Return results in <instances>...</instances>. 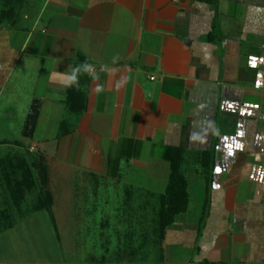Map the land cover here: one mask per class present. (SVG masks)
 <instances>
[{
  "label": "crops",
  "instance_id": "obj_1",
  "mask_svg": "<svg viewBox=\"0 0 264 264\" xmlns=\"http://www.w3.org/2000/svg\"><path fill=\"white\" fill-rule=\"evenodd\" d=\"M82 63L98 79L64 87ZM169 156L186 208L147 252ZM109 191L116 261L264 264V0H0V237L59 240L57 213L104 214Z\"/></svg>",
  "mask_w": 264,
  "mask_h": 264
},
{
  "label": "rangeland",
  "instance_id": "obj_2",
  "mask_svg": "<svg viewBox=\"0 0 264 264\" xmlns=\"http://www.w3.org/2000/svg\"><path fill=\"white\" fill-rule=\"evenodd\" d=\"M107 206L103 208V213L99 208L96 212L90 214H81L80 216L75 215L73 218V209L65 212V209L56 214L57 219L59 240L56 239V231L48 225L44 228V223L41 225V230L36 231H12L7 232L0 237V258L5 257H40L50 255L53 258H63L64 264H128L125 261H116L115 255L118 251L122 250L123 241V229L126 228V223L122 222L124 217L122 214H116L117 211L121 210L118 207L117 193L109 191L107 194ZM104 200V199H103ZM101 199L96 201L102 202ZM89 202L91 200H88ZM57 211L60 210L56 208ZM90 210V209H86ZM90 212V211H89ZM70 213V214H69ZM152 210L146 208L145 219L148 220L151 217ZM44 218L49 217V214L43 215ZM39 216L38 217H42ZM122 216V217H121ZM80 217V222L78 221ZM73 218V219H72ZM107 219L106 227L100 231L98 225L99 219ZM117 218V219H116ZM73 221H72V220ZM120 220V222L118 221ZM73 222V224H72ZM51 228V229H50ZM78 229L76 232L71 230ZM86 230L88 232H86ZM89 233V234H87ZM99 233H103V237H99ZM105 237L107 240H105ZM104 244V247L100 245ZM77 245V246H75ZM122 248V249H121ZM105 249L109 251L107 255L104 253ZM121 255V253H119ZM86 256H95L98 262L92 263L89 261L77 262V257L81 258ZM76 257V258H75ZM111 257L113 258L112 260ZM75 258L74 262L73 259ZM150 264H153L152 262Z\"/></svg>",
  "mask_w": 264,
  "mask_h": 264
},
{
  "label": "trees",
  "instance_id": "obj_3",
  "mask_svg": "<svg viewBox=\"0 0 264 264\" xmlns=\"http://www.w3.org/2000/svg\"><path fill=\"white\" fill-rule=\"evenodd\" d=\"M168 161L171 166V172L169 182L167 184V189L164 195H162L158 199L159 208L158 212L154 216L155 223L151 224V226L148 225L146 227L148 229H146L144 233L145 243L151 242L149 246L145 247L147 252L153 250L154 247H156V243L162 240L165 228L172 222L173 217L176 214L183 212L186 208L187 196L185 191L184 178L180 174L178 167L170 156L168 157ZM203 215L205 216V213ZM203 215L200 224H202V220L204 217Z\"/></svg>",
  "mask_w": 264,
  "mask_h": 264
},
{
  "label": "clouds",
  "instance_id": "obj_4",
  "mask_svg": "<svg viewBox=\"0 0 264 264\" xmlns=\"http://www.w3.org/2000/svg\"><path fill=\"white\" fill-rule=\"evenodd\" d=\"M117 57H113V63H115ZM92 72L93 78L98 79V76L95 74V72L92 70V66L88 63H82L79 65H76L72 68L71 72L66 74V78L63 80V85L66 88H79V76L82 73H89ZM97 92H100L103 90L101 85L97 86Z\"/></svg>",
  "mask_w": 264,
  "mask_h": 264
}]
</instances>
